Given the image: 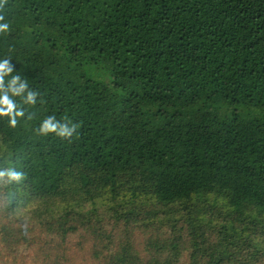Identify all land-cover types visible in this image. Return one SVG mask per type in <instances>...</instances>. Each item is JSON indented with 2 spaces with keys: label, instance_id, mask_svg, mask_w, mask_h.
I'll list each match as a JSON object with an SVG mask.
<instances>
[{
  "label": "trees",
  "instance_id": "16d2710c",
  "mask_svg": "<svg viewBox=\"0 0 264 264\" xmlns=\"http://www.w3.org/2000/svg\"><path fill=\"white\" fill-rule=\"evenodd\" d=\"M0 15V264H264V0Z\"/></svg>",
  "mask_w": 264,
  "mask_h": 264
},
{
  "label": "clouds",
  "instance_id": "9594fccd",
  "mask_svg": "<svg viewBox=\"0 0 264 264\" xmlns=\"http://www.w3.org/2000/svg\"><path fill=\"white\" fill-rule=\"evenodd\" d=\"M7 3V0H0V9H3ZM5 17L3 15H0V21H4ZM9 23L7 22H0V33L7 32L9 30ZM7 66V61H5L4 64H0V72L3 71V69ZM2 79V78H0ZM29 100H34V97L32 95L29 96ZM0 103L7 105V112L5 113L3 109H0V115H7L11 114L13 111L14 105L11 103V101L8 100L7 97H4ZM17 115H22V113H18ZM11 124L13 127L16 125V120L13 118L11 120ZM76 126L72 125L71 127L68 124H57L54 122V118H50L46 120L41 129L40 132L43 134H48L49 132H55L57 135L63 138H70L75 131ZM5 178L9 182L11 181H20L23 178V174L21 172L15 171L14 169H6V170H0V181H3Z\"/></svg>",
  "mask_w": 264,
  "mask_h": 264
},
{
  "label": "rangeland",
  "instance_id": "374dc122",
  "mask_svg": "<svg viewBox=\"0 0 264 264\" xmlns=\"http://www.w3.org/2000/svg\"><path fill=\"white\" fill-rule=\"evenodd\" d=\"M241 114H245V111L243 109H241Z\"/></svg>",
  "mask_w": 264,
  "mask_h": 264
}]
</instances>
